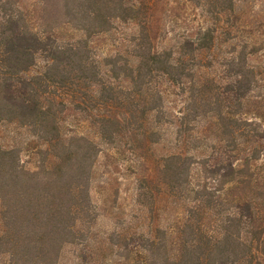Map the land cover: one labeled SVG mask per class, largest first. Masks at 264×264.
Masks as SVG:
<instances>
[{
	"label": "trees",
	"instance_id": "16d2710c",
	"mask_svg": "<svg viewBox=\"0 0 264 264\" xmlns=\"http://www.w3.org/2000/svg\"><path fill=\"white\" fill-rule=\"evenodd\" d=\"M255 1L0 0V264H264Z\"/></svg>",
	"mask_w": 264,
	"mask_h": 264
},
{
	"label": "rangeland",
	"instance_id": "374dc122",
	"mask_svg": "<svg viewBox=\"0 0 264 264\" xmlns=\"http://www.w3.org/2000/svg\"><path fill=\"white\" fill-rule=\"evenodd\" d=\"M250 9H252V11L254 12L253 14H254L255 19L260 20L264 23V0H258L253 3H250ZM261 30L263 31V35H264V26L259 28V30H257V33L260 32ZM257 33L255 35H258ZM1 135L2 133H1V128H0V136ZM20 158L23 159V151H21L20 153ZM100 171H101V167L95 168L94 177H93L91 187H90V195L92 197L93 202L97 204V206L105 205V202L103 203L104 198L106 197L108 193H110V186L102 183V178L99 176ZM117 187L119 188V191H118L119 200L118 201H122L124 205L123 208L128 209V204L130 203L128 197L130 196V192L129 191L124 192L122 184L117 185ZM101 220H102L101 221L102 224L105 225V227L110 226V221L108 217L103 216Z\"/></svg>",
	"mask_w": 264,
	"mask_h": 264
}]
</instances>
